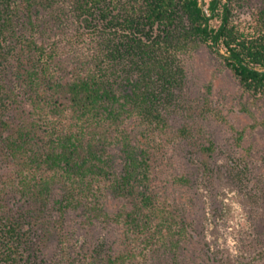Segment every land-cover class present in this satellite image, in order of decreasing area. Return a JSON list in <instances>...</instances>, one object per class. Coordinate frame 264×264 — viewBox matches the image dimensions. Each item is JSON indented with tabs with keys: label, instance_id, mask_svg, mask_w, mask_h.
Segmentation results:
<instances>
[{
	"label": "trees",
	"instance_id": "obj_1",
	"mask_svg": "<svg viewBox=\"0 0 264 264\" xmlns=\"http://www.w3.org/2000/svg\"><path fill=\"white\" fill-rule=\"evenodd\" d=\"M237 1L0 0V264L30 259L36 233H57L64 264L179 256L175 154L188 147L211 177L216 151L210 108L187 101L192 55L207 49L264 93V2L240 22ZM93 228L121 244L77 252L71 237Z\"/></svg>",
	"mask_w": 264,
	"mask_h": 264
},
{
	"label": "rangeland",
	"instance_id": "obj_2",
	"mask_svg": "<svg viewBox=\"0 0 264 264\" xmlns=\"http://www.w3.org/2000/svg\"><path fill=\"white\" fill-rule=\"evenodd\" d=\"M263 2L238 0L235 20H249ZM188 93V103L210 108L201 121L216 146L212 173L205 176L188 147L175 154V169L188 176V183L171 194L183 212L188 236L181 238L177 258L168 248L161 249L149 263L264 264V93L246 91L222 59L205 48L188 63ZM171 118L173 125L183 122L180 115ZM42 234L34 235L39 251L35 248L22 264H64L57 233H50L46 245ZM122 235L116 229H80L71 244L77 252L100 241L115 246Z\"/></svg>",
	"mask_w": 264,
	"mask_h": 264
}]
</instances>
